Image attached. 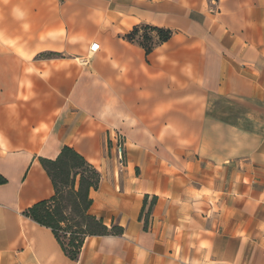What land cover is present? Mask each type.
Segmentation results:
<instances>
[{"label": "crops", "instance_id": "0c3cea01", "mask_svg": "<svg viewBox=\"0 0 264 264\" xmlns=\"http://www.w3.org/2000/svg\"><path fill=\"white\" fill-rule=\"evenodd\" d=\"M63 146L122 228L75 260L24 214ZM0 177V264H264V0H0Z\"/></svg>", "mask_w": 264, "mask_h": 264}, {"label": "trees", "instance_id": "16d2710c", "mask_svg": "<svg viewBox=\"0 0 264 264\" xmlns=\"http://www.w3.org/2000/svg\"><path fill=\"white\" fill-rule=\"evenodd\" d=\"M156 40H154V36ZM172 34L167 28L149 25L135 26L126 37L137 40L146 54ZM41 164L48 174L54 193L27 208L24 214L50 228L63 252L77 259L84 240L91 235H119L120 226L106 225L102 218L89 212L91 192L98 189L100 173L81 154L63 146L54 159L42 158ZM4 179L0 177V183Z\"/></svg>", "mask_w": 264, "mask_h": 264}, {"label": "built area", "instance_id": "2783aa9c", "mask_svg": "<svg viewBox=\"0 0 264 264\" xmlns=\"http://www.w3.org/2000/svg\"><path fill=\"white\" fill-rule=\"evenodd\" d=\"M98 48L97 43H93L90 45L89 50L91 52L96 51ZM108 142L111 150L116 156V159L119 164H122L123 162V155L125 152V140L124 138L118 133V132H113L108 135Z\"/></svg>", "mask_w": 264, "mask_h": 264}, {"label": "rangeland", "instance_id": "374dc122", "mask_svg": "<svg viewBox=\"0 0 264 264\" xmlns=\"http://www.w3.org/2000/svg\"><path fill=\"white\" fill-rule=\"evenodd\" d=\"M114 154V153H113ZM115 155V154H114ZM116 157V156H115ZM124 160H125V152H124V155H123V162H122V164H124ZM117 163H118V161H117ZM119 164V163H118ZM122 164H120V165H122Z\"/></svg>", "mask_w": 264, "mask_h": 264}]
</instances>
